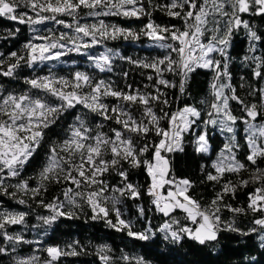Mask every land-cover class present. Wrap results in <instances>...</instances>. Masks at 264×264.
<instances>
[{"label":"snow or ice","instance_id":"6c2138e0","mask_svg":"<svg viewBox=\"0 0 264 264\" xmlns=\"http://www.w3.org/2000/svg\"><path fill=\"white\" fill-rule=\"evenodd\" d=\"M108 17L145 22L126 28ZM0 19L30 33L17 50H0V198L29 209L0 199V257L7 264H64L86 250L79 240L44 245L11 230L29 228L33 205L48 213L37 215L33 228L76 218L87 207L92 220L134 240L162 234L174 243L207 245L223 232L258 233L264 249V28L257 23L264 24V0H0ZM4 31L0 41L15 39L20 28ZM116 40H146L144 47L159 52L134 59L107 46ZM70 54L83 57L86 69L71 61L67 74L54 71ZM237 60L246 70L238 79ZM117 61L139 69L143 83L129 82L130 70L117 72ZM45 67L47 74H38ZM25 68L31 75H21ZM200 71L208 74L203 98L181 103ZM187 144L210 159L200 165L198 181L176 173L174 161ZM198 184H210L214 195L198 196ZM52 185L59 195L47 200ZM250 187L246 206L230 202ZM145 198L152 208L137 204V212L146 227L134 231L123 207ZM151 210L165 218L155 229L146 216ZM249 214L252 227L241 229L236 218ZM33 244L31 254L21 253ZM94 254L99 264H147L107 244Z\"/></svg>","mask_w":264,"mask_h":264},{"label":"trees","instance_id":"16d2710c","mask_svg":"<svg viewBox=\"0 0 264 264\" xmlns=\"http://www.w3.org/2000/svg\"><path fill=\"white\" fill-rule=\"evenodd\" d=\"M156 16L159 18V13H157ZM103 19H105L106 22L117 24L121 27L137 29L145 22L135 19L128 20L121 17H108ZM89 22L93 21L89 20ZM257 23L261 28H264V24H260L259 21H257ZM17 27L20 28V32L16 35V38L0 41V50L5 52L17 50L30 36L26 25H18L14 22L0 19V35H6V32L4 31L5 29L11 28L14 30ZM147 43L148 41L146 40L138 43H132L130 41L126 42L123 40L106 42L108 47L118 49L121 55L130 56L134 59L143 58L149 54H158L159 50H153L143 46ZM101 50L102 49H94L93 51ZM243 50L244 43L241 39L239 47L235 49V54L239 57L243 55ZM64 59L68 63L65 65H58L54 70L60 75H65L72 70L73 66L71 61H77L75 67L81 70H85L87 67L84 58L78 55L70 54ZM115 70L117 72L130 70L131 76L129 82H134L137 85L143 83V78L139 74L140 70L123 61L116 62ZM233 71L236 73V78L238 79L239 75L246 70L240 68L239 61L237 60ZM38 74H47V67L41 69ZM21 75H31V70L25 68L22 70ZM114 78L119 79L118 77ZM207 82L208 74L200 71L199 75H195L194 79L190 82V98L185 97L181 103H196L199 99H202L207 90ZM14 86L18 89H23L25 87L22 83H16ZM171 91L174 96L179 95L176 90ZM175 106L177 105L174 104V107ZM65 123H67V121ZM59 131L60 130L57 128L53 132H50V137L52 139H57ZM213 142L216 146L221 144V140L218 136L213 137ZM44 151L45 149L40 150L41 160L43 159ZM209 163L210 159L196 154L190 144L186 145V152L178 154L174 161L177 175L188 176L197 181L201 178L200 165H207ZM261 166H264V164ZM37 167L38 164L32 169H29V171L33 172ZM242 175L244 178H247V173H243ZM109 179L110 182H115L114 177H110ZM135 179L138 182H142L144 176L136 174ZM233 179L235 178L233 177ZM248 191H251V187L238 191L237 199L230 200V202L236 206H246V193ZM194 192L198 196L203 197L204 200H208L214 195V190L210 184H198L197 188L194 189ZM55 195H59V186L52 185L50 186L48 193L45 195V199L50 200ZM0 199H4L6 206H11L17 211H29L25 206L16 205L11 201H7L6 198ZM137 204L143 205L146 209L152 208L151 204L147 202V198L141 201L125 202L123 207L125 218L133 222L134 231L143 230L147 223L144 219L139 218ZM37 215H48V213L43 208L33 205L30 215L27 217L29 228L23 230L21 226H14L11 230L17 232L23 231L25 239L35 240L39 238L44 245L64 246L73 240H79L81 244L86 246L84 254L75 257H66L64 258V264H99L94 253L96 246L100 244L109 245L113 248L116 254L119 253L120 249H123L131 255L141 256L145 259L147 264H264V249H261L259 246L260 241L258 239V233L251 236H241L238 233L223 232L217 242H212L207 245H199L194 241L187 239L180 243H174L170 240L163 239L162 234H157L149 241H139L128 237L123 232L114 231L102 220H92L91 212L87 207H85L82 212L76 210V218H60L51 227L42 226L40 228H33L32 225L40 223L36 220ZM146 216L147 219L151 221V225L154 229L165 219L154 210L146 211ZM225 216L231 218V215L228 213H225ZM251 219V214L236 218L238 226L244 230L252 227L250 224ZM34 247H36L34 244L22 245L21 253L23 255H29ZM252 257H255V261L252 260ZM7 260V257H0V261H3V264H7Z\"/></svg>","mask_w":264,"mask_h":264}]
</instances>
